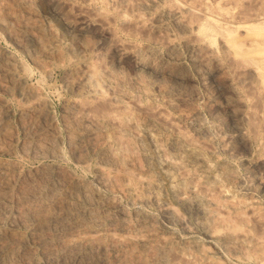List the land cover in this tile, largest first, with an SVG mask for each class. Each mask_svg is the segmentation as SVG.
I'll list each match as a JSON object with an SVG mask.
<instances>
[{
	"label": "bare ground",
	"instance_id": "bare-ground-1",
	"mask_svg": "<svg viewBox=\"0 0 264 264\" xmlns=\"http://www.w3.org/2000/svg\"><path fill=\"white\" fill-rule=\"evenodd\" d=\"M15 1L18 2V0H15ZM29 1H31V0H29ZM11 2H12V0H11ZM19 2H20V0H19ZM24 2H27V1H24ZM32 2H35V1H31L30 3H32ZM39 2L42 5V7H46L48 9H50V11L51 10L54 11L57 14V16L59 15L58 18H60L63 21V23L65 25L64 29L68 31L67 34L70 36L68 38L71 40L69 45L67 43V45H68V46H66L67 48L64 46L66 48V53H63L62 52L63 49L60 50V48H58L57 45L55 44V41H54L55 46L53 45V43H50L51 45H49L47 40L51 37L48 36L49 38L46 40L48 45H49L48 47L45 44L46 42H44L45 38H43L44 41L42 40V42L45 45L43 43L42 44L44 45V47L45 46L46 47L41 49L42 53H44L47 58L49 56L56 57L55 60L59 63L60 62L64 63L66 61L68 62L69 60H72L73 58H77V59L82 58L84 60L85 59L91 60V61L89 60L90 61L89 64H85V62H84V67H82V68H81V66H78V64H77L78 68L80 67L81 69L79 68L75 72V76L73 75L74 76L73 79H72L73 76H71L69 74L71 76L72 80L68 79L69 75L66 72V74L68 76V78H67L68 81H67V83H66V81H63L66 83L65 86L68 85L71 89L76 91L75 95L77 96V99L73 98L74 101H71V102H73L72 104L68 103L69 104V106H68L69 107V111H68L69 114L64 113L66 110L63 112L64 115L66 114L69 117L68 120H66L68 124H66V125L63 124V125L67 126V128H68V131H67L68 135L67 134L66 135L68 136V139H70L71 144H72V150L70 151L72 153H70L68 151L67 152L70 153V155L73 154V157H75V159L77 161L75 163H78V164L80 163L83 167H86V166L88 167L89 166V163H88L89 157H87L88 153L86 152V150L88 148H89V150L90 149L94 150L96 148L102 150V155L98 154L99 155L98 159L101 158L99 160L100 163L98 164V162H97L98 165L97 166L94 165L95 171L97 174L95 176H97V177H96L95 182H93V183L87 182L85 180V178L79 177L78 174H77L78 177L77 176L75 177L74 173H72V175H74V176H72L69 173H67L66 171L64 172V171H61L59 169L54 170L55 166H58V165L50 167L44 163L47 167L42 168L44 166H42L41 163L39 162L41 167H39L38 170L35 169L36 171H34V173H36V174L39 173L37 175L38 177L40 175L41 177L44 176V178H45V176L47 174L54 172V171H57L58 175H56L54 173L56 175L55 177H57V179L54 178L55 180H57V183H56V181H54V183H56V184L53 183L54 185H52V186H51L52 183L51 184L49 183L51 187H47L48 186L47 185L46 186L47 189L45 191H43V187H45L47 180L50 179V177H49L50 175H47L48 179H46L45 183L42 182L43 180L39 179L40 181L36 180V182L35 181H32L33 183L30 182L31 185L29 182H27V183H29L30 186L29 185H28V187L23 186L21 191L20 190L18 191L15 189V191L19 192V197H18V199L16 198V202H17V200H18V202L16 203L17 205H15V207L17 206L15 211L12 209H11V211L15 212V215L19 219V224L21 221L25 224L27 223L26 224L27 226H28V223L30 224V226H34L31 229V231L34 230L35 234L33 232L31 234L35 235L36 238H34V239H36L38 245L40 243L44 246V251H43L44 253L40 250L43 253L42 258H45V260L50 261L49 262L50 264H53V261H56V254L57 253L54 252L56 250L52 249L53 246L51 247V244L53 243L54 240L57 241L58 244L60 245V248L58 245V250L60 251V253L58 255H59V257L64 258V260L67 259L68 257L69 258L71 257L70 259L73 260V258H76V256L79 254V251L84 252L82 254H86V255L88 254V256L92 257V259H94L93 257H95L96 260L95 261L93 260L92 262H94V263L96 262L98 264H182V263L183 264H191L193 261H196V259L199 260V258H201V257L198 258L196 254H195L196 256L193 255L194 253L192 254V252H190V251L189 252L191 254H189V252H188L189 247L185 248L187 246H183L184 247L183 251L188 252V256L192 255L193 257L194 256L197 257L196 259L193 258L194 259L193 261L188 262L187 258H190L191 256L188 257L186 254V256H187L186 257L185 254H183L185 256L183 258V256H181L182 253L178 254L176 251L175 246H177L178 244L177 245H175V244L177 242L179 243V241H180L178 239L179 237L177 238V236H175L176 234L178 235V233L175 232L176 233V234L174 233L175 235L172 234L171 232H170L171 234L170 233L169 234L164 233V234H167L165 236L163 233L161 235L159 233V229H158L159 226L165 225L163 222L173 221L175 223V221H176L177 223L178 222L181 223V221L184 219L186 221V217L184 218V216L182 215L184 219L181 218L182 216L180 213H182L183 211H181V212L178 211V207H177L178 205L177 204H176L177 206H175V207H173L174 206L173 202H172V206H169L170 205L169 203H168V205H164L165 203L168 202V200L167 201L165 200L164 204L161 203V200H162L161 195H163L164 193L163 194L160 193V191H162V190H160L159 187L163 184L162 182H164V181H161V178H160L159 181H161V184H159V182L156 178H159L160 174L157 175V174L148 173L150 171H145V168L143 166L144 162H142L144 160L141 159L140 152L138 153V151L136 150V148H137L136 144L145 138L149 142V144L152 146V148H154V150L159 153V154L157 153L158 155L157 156L155 155V156L158 157L160 155L158 164L161 166L160 168L163 169V171H164V172L161 171V173H165L166 178H167V176L169 177L168 180L170 179L169 182L171 181L170 187H171V190L175 194L177 203L182 205L183 208H185V210L187 209V210H190L191 212L194 211L193 213H196V214H193V215L198 214V217H200V218H198V220H196V221H198L196 224H198V226H200V228L204 229L203 233L204 232H206V233L211 232L212 236L208 233V235L212 237L211 239H213L219 246L222 247V251L224 248L225 251L232 253V256L234 255V258L235 257L237 258V256H235V255H238L239 257L241 256V258L243 257V258H246L247 260L251 259V258L256 259V260H258V264H264V249L262 248L261 245H259L258 242L256 243V239H258L257 241L260 242V240L262 238L259 239V236L262 233H264L263 232L264 229L262 228L263 230L261 232L260 231L261 228L258 227L259 224H260V227H262V225L264 223V221L262 219H264V218H262V216L260 215V212L258 214V211L256 210L257 208H255L253 206L254 204H252L251 205L252 208L250 210H248V214L247 213L246 214L248 215V217L253 219V222H255V221L258 222V224H257L258 226L256 225V227H258V229H259L258 230V232L260 233V234L258 233L259 236H254V237H253V235L251 236V233H253V231L252 232L250 231L251 233L241 231L242 233L238 232V234L234 231L235 224H237V222H239L238 224H240L241 222L242 223L240 224L241 226L239 225L240 227L237 226L238 225L237 224L236 228H238V229L242 228V230H244L243 226H246V228H248L247 225L242 226L243 223L244 224L248 223L247 221L249 218L247 217V215L243 214L244 211H242V213H241L240 208L244 204V202L248 203L249 200L252 202L253 201L251 199L252 197L249 200L247 199L248 201H246L244 199V202H241L240 199L236 200L237 196L234 195V192H235L234 187L237 186L238 183H240V182L242 183L245 180L241 179L240 177L238 178L237 175L233 171L235 169L230 168L231 166L228 167V165L227 166L224 165L225 163L223 162V159L221 160L223 162V164H222V162L220 161V157H218L219 154L217 155L216 151L214 149H212L214 146H212V148H211L210 143L207 142L208 139L205 135L206 134L208 135V132L209 133L211 132L210 130L208 131V129H211L210 126H209V128L208 127L206 128L204 126L207 131H204V129L198 130V128H200V126H198V124L200 125L202 117L200 115L201 114L200 111H198L196 109L197 106L195 108V106L193 105L194 102L193 103H192V101L186 102V98H184V97L181 98L183 100V102L180 100V98H179V100H177V96L174 99V97L172 95V91H173L174 87L176 86L174 84L175 83L179 84L183 80L188 79V78L184 79L185 77L182 78L180 76L181 73L179 71H177L178 68L182 69V66L184 65L182 63H184V62L181 63L182 66L180 65L176 69H174L175 66H174V68L172 67V69L169 68L170 65L173 66L172 64H169V67L167 66V68H165V67H163L164 65H162V58H161L162 54H164V53H167V55L172 57V59H173V57L174 58L179 57L175 51L176 46H177L175 44L176 41L173 42V40L171 39L172 37H174L175 33L178 34L176 28H175L176 32H174V34L171 31L172 35H173L172 37H170L171 34H169L168 32L167 33L169 35L167 33L165 34L163 32L165 29H167L165 27H168V26H164V25H166V23H168V22H166V23H164V22L168 21V20H165L163 22V20L165 18H167V19L172 21V23L174 24V27L175 26L177 27L179 34L181 35L180 37L179 36H177V37L179 39L182 38L185 42L183 44L187 45L189 47V49L192 50V53L194 52L193 56H195V57L192 58L193 61H191V62H194L193 64L195 65L193 67V69L196 67L197 70H199V71L201 70V72H200L201 75H202V71L204 73L206 72L207 76L209 78L211 77L210 80L212 83L217 82L216 80H218V78H220V80H221V81H218V83L216 85L217 87L215 86L216 90H218L217 95H216V92L215 93L213 92L215 95L212 93L214 96H213V98H211L212 96L210 97V95L208 94L210 97L209 103H211V104L209 105L207 100L205 102L203 101V103L207 102L209 107H210L209 113L211 114L210 116H212V118L210 120L216 122V124L218 123L216 129H217L218 135L220 133L221 137H219V139H220L221 145L223 146L222 147L220 145L221 148H219V150L222 149L224 152L227 151V153L232 152L234 154L232 157H234V158H235V156H239L241 158V160H240V158H239V160L242 161V163L241 162L240 163L242 165L244 164L243 166L248 168L251 175L253 176L250 181L248 180L250 183L253 182V186L249 187V188L250 189L251 188L253 189V187L258 188L259 190H262L263 192H261V191L260 192L264 194V110H263V107H264V0H160L157 2H156V0H38L37 1L38 7L41 6V5H39ZM75 2H79V3L81 2L80 5H83V7L81 8V6L76 5ZM1 3L2 2H0V5L3 7V5H2L3 3L2 4ZM6 3H8L7 0H6ZM10 4H12V3H10ZM10 4H8V5H10ZM22 4H24V3H22ZM27 4H28V6L30 5L28 2L26 3V5ZM74 4L76 5V7H74ZM15 5H14V7H15ZM28 6H24V8L28 7ZM5 7L6 6H4V8ZM15 9H17V7ZM15 9L13 8L12 10H15ZM35 9H36V7H35ZM21 10H23V9H21ZM25 10H27V8H25ZM0 11H2V10H0ZM7 11H5V12H7ZM9 11L8 12L11 15V10H9ZM18 11L20 12V10H18ZM45 11H47L46 13H48V10H45ZM5 12H3V14ZM15 12H16V10H15ZM15 12H12V13H15ZM41 12H42V10H41ZM43 12H44V10H43ZM27 13L29 14V12H27ZM32 13H35V12L33 11ZM32 13H30V14H32ZM0 14H1V12H0ZM17 14H18V12H17ZM30 14H29V16L28 15H24V16L30 17ZM35 14H33V15L35 16ZM39 14H41V13H39ZM49 14H50V12H49ZM5 15H2V16L5 17ZM16 15H15V17H16ZM2 16L0 17V18H2V20L0 19V24L4 28H6L7 31L10 33V34L7 33V36L10 37V38L8 37L10 40V39L14 38L10 35H13V36L15 35L13 33L14 32L13 29L15 28L16 24L13 25L14 28L12 29V27L8 26V24H7V21L10 20L11 18L4 21L5 19H3L4 17H2ZM6 16H8V15H6ZM24 16L22 17V19L24 18ZM51 16H52V14H51ZM15 17H13V18H15ZM5 18L7 19L8 17H5ZM37 19H39V17ZM51 19H53V16ZM14 20L16 22V19H13L12 21H14ZM29 20L27 22L24 21V24H23L27 30L28 29L30 30L29 27H33L35 24L34 25H32V24L36 23V22H31L32 23L31 24L29 22ZM56 20H58L56 22H59V19H56ZM12 21H10V22H12ZM19 21H20V23L23 22V20H20V19H19ZM32 21H36V20L33 19ZM54 21L55 20H53V22ZM15 22H13V23H15ZM41 22H42V19H41ZM169 23H168V25H169ZM46 24H47V22L44 25H46ZM173 24H172V27H173ZM10 25H12V24L10 23ZM17 25H19L18 22H17ZM39 25H42V24H39ZM55 25H56V23H55ZM46 26L48 27V26H50V24L49 25L47 24ZM117 26L121 29V30L118 29V30H120V34L122 33L121 31H123V34L125 32L126 35L129 34V35H132L133 37L134 36H140V37H138V38H140V40H141V38H143L144 40L149 39V40H151L150 41L151 44H149L147 46L144 45L145 47H138L140 44H138L137 47L135 45L134 46L133 45H127V43H124L125 41L123 42L122 40H119V38L117 37V35H116V27ZM18 27H20V25ZM40 27H42V26H40ZM174 27H173V29H174ZM34 28L36 30V26ZM171 28L169 27L168 30H171ZM23 29H21V30H23ZM162 29H163V31H162ZM37 30H36V33H38ZM46 30L48 31V29H46ZM62 30H63V28H62ZM5 31L6 30L4 29V32ZM30 31L34 32V30H30ZM41 31H45V30L41 29ZM47 31H46V33L48 34ZM59 31L61 33L60 29L58 30V32ZM160 31H162L164 35L161 34ZM20 32L21 31L19 30V33ZM49 32H51V31L49 30ZM58 32H56V29H55V32H54L55 35H56V33L59 35ZM16 33H17V31H16ZM43 34H45V32ZM49 34L51 35V33H49ZM64 34H63V36H64ZM30 35L31 34H28V36H30ZM32 35H33V33H32ZM37 35L34 34V36H37ZM52 35H54V34H52ZM55 35H54V37H55ZM20 37H21V35L19 37H17L18 40ZM42 37H44V36H42ZM17 38L15 37V39H17ZM34 38L35 37H33V39ZM39 38L37 37L38 40H39ZM68 38H67V40H68ZM15 39H13V40H15ZM35 39H34V43L36 42ZM135 39H136V37H135ZM24 40H27V39H24ZM15 42L16 41H14L13 43H15ZM22 42L23 41L21 40V43ZM50 42H53V41L50 40ZM59 42H60V40L58 41V43ZM126 42H129V40ZM131 42L133 44L135 43L134 40ZM217 42H218V47H216ZM62 43L63 42H61V45L63 46ZM132 43H130V44H132ZM17 44H19V43H17ZM23 44H22V47L18 46V45L17 46L21 47L20 49H22ZM40 44H38V45H40ZM156 44H158V45L162 44L166 51L164 53L161 51L162 54L158 55L157 52L159 51V49L156 47V46H158ZM43 45H41V46H43ZM12 46H13V44H12ZM27 47H25V48H27ZM36 47H40V46L36 45ZM30 48L32 49L31 46H30ZM186 48L187 47H185V49ZM28 49H29V47H28ZM157 49H158V51H155ZM160 49H162V48H160ZM33 50L34 49H32L31 52H33ZM6 52H8V51H6ZM34 52H35V50H34ZM189 52H191V51L189 50ZM10 53H12V52H10ZM39 55H42V54L39 53ZM187 55H185V56H187ZM29 57H30V55H29ZM33 57H34V55H33ZM43 57H44V55H43ZM14 58H15V56H14ZM50 58L51 57H49V59ZM11 59H13V58H11ZM1 60H2V58H1ZM8 60H10V59H8ZM15 60H17V59H15ZM88 60H87V62H88ZM172 61H174V60H172ZM4 62H5V60H4ZM178 62H177V64H178ZM3 63L1 62L0 64H3ZM8 63H9V61H8ZM31 63H33V62H31ZM35 63H37L36 60H35ZM41 63L43 65V63H45V62L42 60ZM49 63H51V61ZM59 63H58V66H59ZM163 63H164V60H163ZM12 64L14 65V63H12ZM39 64H40V60L37 64L38 67H39ZM45 64H44L43 68H45ZM54 64L56 65V62H54ZM72 64L75 65L76 62L75 63L73 62ZM124 64H127L130 67V69H131L130 74L132 73L131 75L127 74L126 72H123L124 71L123 70ZM16 65H17V63H16ZM81 65H83V64H81ZM46 66H49V65L46 64ZM176 66H178V65H176ZM51 67H53V66H51ZM56 67H57V65H56ZM62 67H65L64 64ZM69 67H70V64H69ZM5 68H3V69H5ZM19 68H20V66H19ZM183 68H185V67H183ZM196 68H195V71H196ZM20 69H22V67ZM46 69H47V67H46ZM74 69H77V68H74ZM187 69L189 70L190 68H187ZM187 69L184 71H187ZM71 70H73V68H71ZM175 70H176V72H174ZM14 71H16V70L14 69ZM14 71H12V72L10 71V73L6 72V73H8L7 74L8 76L10 74V78L12 79L13 86L11 89L16 90L20 96H22V95L25 96L24 100H22L23 101L22 103L25 105L24 106L25 109L28 108L27 110L36 111V107H38V105H40L42 103V101L40 100L41 97H39V93L37 94V92H40V89L38 88V91H36L37 90V87H36L35 91L32 89L26 90L27 87L25 88L24 81H22V79H21L22 76L19 77V75L14 74L15 73ZM69 71H68V73H69ZM189 71H188V73H189ZM21 72H23V71H21ZM21 72H19V73H21ZM177 72H179L180 75H177ZM2 73H3V71H2ZM62 73H63V71H62ZM63 74H65V73H63ZM66 74H65V76H66ZM186 74L184 73V75H186ZM7 75H5V76H7ZM23 75H24V73H23ZM204 75H206V74H204ZM182 76H183V74H182ZM2 77H4V76H2ZM190 78H192V77H189V80H190ZM200 79H202V78H200ZM64 80H65V78H64ZM204 80H205V78H204ZM184 82H183V84H180V86H182V85L184 86ZM204 82H206V80L203 81V84H206ZM120 83H123L124 86L125 85L128 86L129 84H132L131 86H134L135 88L138 89L135 91L137 92L140 90L141 94H143L144 97L141 98L140 96L137 95L140 98H137V97L135 98V97L131 96V93H129L130 92L129 89H128V91H125L127 89H125L124 87H119ZM185 83L189 84L190 81H189V83L187 81ZM178 84H177V87H178ZM3 85H5V81H4ZM189 85L191 87L192 84H189ZM189 85H186V86L189 87ZM214 85L215 84L213 83L212 87ZM1 86L2 85H0V87ZM183 86H182V88H183ZM61 87H62V85H61ZM210 87H211V85H210ZM129 88H130V86H129ZM180 88L181 87H179L178 90H180ZM207 88H209V86H207ZM123 89H125V90H123ZM185 89L190 90V88H185ZM182 90H180V91H182ZM191 90L193 92L195 91L193 88H191ZM3 91H6V90H4V88H3L2 92ZM131 91H134L133 88ZM175 91L179 92V91H177V89ZM206 91H207V89H206ZM206 91H204L205 94H206ZM17 92L16 93L12 92L15 94L16 98L18 97ZM72 92H74V91H72ZM176 92H174V93H176ZM208 92H209V90H208ZM25 93L28 96L25 95ZM132 93H134V92H132ZM185 93H188V92L186 91ZM195 93H198V92H195ZM0 94H2V93H0ZM181 95H183V94H181ZM187 95H186V97H187ZM190 95L194 97V95H192V94H190ZM190 95H189V97H190ZM184 96H185V94H184ZM195 97H196V95H195ZM195 97H194V99H195ZM197 97H198V94H197ZM156 98H157V100H158V98H160V100H161L160 103L162 102L161 103L162 105H160V103L157 104ZM66 99H68V98H66ZM196 99L194 101H196ZM177 101H179L180 103H178ZM201 101H202V99H201ZM5 102H7V101H5ZM19 102H17V103H19ZM44 103H42L43 104L42 106L45 105ZM64 103H67V102H64ZM181 103H183V105ZM165 104L170 108V110H174L175 113L172 112L173 114H171L170 112H168V109L165 107ZM202 106H204V105L202 104ZM20 107H21V105H20ZM205 107L207 108L208 106H205ZM4 108L5 107H3V109ZM6 108H8V107H6ZM63 108H64V106H63ZM45 109H47V108H45ZM5 110H8V109H5ZM40 110L42 112V109H40ZM36 112H38V111H36ZM0 113H1V110H0ZM3 113H4V111H3ZM6 113L9 114V112H5V114ZM24 113H27V112H24ZM45 113L47 115V112H44V114ZM34 115L35 114H33V116ZM39 115H40V113H39ZM21 116H22V114H21ZM24 116H22V117L24 118ZM30 116H32V113H30ZM22 117H20V118H22ZM39 117L40 116H38V118ZM38 118L36 117L37 121L40 120V119L38 120ZM50 118H52V117H50ZM60 118L62 119V116ZM184 119L189 120L190 123L195 122L197 127L194 126L195 128L194 127L192 128L190 126V125H192V123L190 125H184L186 122L184 124H180V125H182V126L184 125V127L189 126L190 129L181 127L178 124V122H181ZM21 120H19V121H21ZM24 120L27 121V119H23V121ZM33 120L35 121V118ZM53 120H51V123ZM64 120H65V118H63V121ZM205 121L202 122V124L205 123ZM2 122H1V125H2ZM9 123H10V121H9ZM21 123H24V122H20L19 124H21ZM47 123L45 122L46 125H47ZM32 124H34V123H32ZM39 124L41 125V123H38L36 125H39ZM26 125L29 127L28 129H30L32 127V126H30V124L28 125L26 123ZM8 126H10V125H8ZM21 126L23 127V124L20 125V127ZM27 126H26V128H27ZM54 126H56L55 123H54ZM36 128L37 127H35V129H34V126H33V129L35 131L37 130ZM41 128L42 127H40L38 129V133L36 132L37 138L34 136L36 138V140L33 138H29V140L32 139V140L36 141V143H34L35 147H33V145H32V148H34L36 150L37 155L41 154V155H38L37 157L39 158V156H40L43 158L44 155L42 156V153L44 154L45 152H49L52 157L58 156L57 154H58L59 149H57L58 147L56 148V146H55V144H56L55 139L56 138L54 139L53 136L51 137V135L46 134L48 132V130H46L47 132H45L44 129H43V131L40 130ZM46 128H47V126H46ZM56 128H58V132H60L59 127L57 126ZM10 129H11V127H10ZM28 129H26V130H28ZM2 131H4V130H2ZM8 131H10V130H8ZM202 131H204L206 134L204 135V132H202ZM58 132H56V133H58ZM7 133H10V132H7ZM14 133H12L11 135H16V132H14ZM24 133L25 134L30 133V131L29 132H27V131L23 132L22 134H24ZM56 133H54L55 136L57 135ZM129 134H130V136H129ZM5 135H7V134H5ZM33 135H35V134L33 133ZM23 136H25V135H22V137ZM27 136L25 139H27ZM67 136H66V138H67ZM204 136H205V138H204ZM211 136H212L211 134H210V137L208 135V138H211ZM60 138H58V139H60ZM10 139L12 140L13 138H10ZM17 139L18 138H15L14 140L18 141ZM82 140H83V142H82ZM5 141H6V139H5ZM143 141L146 142L145 140H143ZM3 142L4 141H1V143H3ZM32 142L33 141H31V143ZM85 142H86V145L84 144ZM212 142H211V144H212ZM1 143H0V145H1ZM141 143L142 142H140V144ZM255 143H257V144H255ZM25 144H22V145H24L23 147H25ZM3 145H5V143ZM3 145H1V147ZM7 145L8 144H6V146ZM14 145H15V142H14ZM29 145H30V143H29ZM66 145H67V141H66ZM142 145H143V143H142ZM253 145L255 146L254 147L255 149L253 148ZM26 146H28V145H26ZM61 146L62 145H59V147H61ZM23 147H20V149ZM68 147H69V149H67V150H70L71 146H68ZM144 147L146 148V145ZM144 147H143V149H144ZM8 148H9V146L7 147V149ZM61 148H60V150H61ZM140 148H142V147H140ZM148 148L149 147H147V149ZM1 149H3V148H1ZM24 149L27 150L26 152H29V150L27 148H23L22 152ZM34 149H32V150H34ZM149 149H148V151H150ZM10 150H11V148L9 149V151ZM91 151H89V152H91ZM253 151L255 152L254 154L252 153ZM1 152H2V150H1ZM26 152H24V153H26ZM97 152H98V150H97ZM19 153H20V151H19ZM68 153H67V155H68ZM91 153L93 154V152H91ZM251 153L253 154V156ZM13 154L15 155L16 153L13 152ZM22 155H24V154H22ZM61 155H62V153H61ZM33 156L34 155H32V157ZM35 156L33 158H36ZM47 156H49V155H47ZM144 156L145 155H143V158H144ZM250 156H252V157H250ZM21 157L22 156H20V159H21ZM52 157H50V158H52ZM17 158H18V156H17ZM44 158H46V157L44 156ZM62 158H61V161H62ZM66 158H67V156H66ZM69 158H70V156H69ZM56 160H55V162H56ZM146 160H145V162L147 163ZM47 161H49V160H47ZM53 161L51 163H53ZM149 161L151 162L152 160L149 159ZM6 162H8V161H6ZM2 163L3 164L0 163V165L3 166L4 161ZM10 163H11V161H10ZM58 163H59V161H58ZM87 163H88V165H87ZM12 164L10 165L11 167H13V166L17 167L16 162L14 163V164H16V166L15 165L12 166ZM227 164H229V162ZM19 165H20V163H19ZM61 165L62 164L60 163V167H66V166H61ZM145 165H148V164H145ZM155 165H157V164H155ZM159 165H157V166L159 167ZM229 165H231V164H229ZM4 166L6 167V165H4ZM20 167L22 168L23 166H20ZM156 167L155 168L153 167V169L155 170ZM29 168H31V167H29ZM66 168H68V167H66ZM135 168L137 170L136 173L134 172ZM150 168H152L151 165H150ZM3 169H5V168H3ZM92 169H93V167H92ZM5 170H8V169H5ZM10 170H12V169H10ZM27 170H29V169H27ZM67 170H69V169H67ZM88 170L89 169H87L85 171H88ZM147 170H150V169H147ZM72 171L73 170H71V172ZM155 171H158V170H155ZM155 171H151V172L154 173ZM26 172H28V171H26ZM235 172H237V171H235ZM0 173H1V170H0ZM16 173H18V172H16ZM23 173H21L20 175H22ZM30 173H28V174H30ZM83 174H85V172ZM8 175H9V173H8ZM26 175H27V173H26ZM153 175L154 176L157 175V177H154ZM3 176L1 178H3ZM13 176L14 175L12 173V178H13ZM23 176H22V178H23ZM95 176H94V179H95ZM10 177H9V179H10ZM15 177L16 178H14L13 180H17L18 174ZM33 177L34 176H32V179H33ZM38 177H37V179H38ZM247 177H245V178H247ZM29 178L30 177L28 176V180H30ZM35 179L36 178H34L33 180H35ZM249 179H250V177H249ZM5 180H7V178H4V180H3L4 183H5ZM13 180L11 179V181L14 184H16L15 183L16 181L14 182ZM90 180L91 179H89V181ZM18 181H20V180H17V183H18ZM22 181H23V179H22ZM22 181H20V182L22 183ZM0 182L3 183L1 180H0ZM6 182H8V180ZM24 182H23V184H25ZM48 182H49V180H48ZM43 183L45 185H43ZM165 184L166 183H164V186H165ZM4 185L5 184H3L2 187ZM167 185H169V183ZM164 186H163V188H164ZM239 186L240 185H238L237 187H239ZM2 187H0V188H2ZM5 187L8 188L10 186H4V188ZM170 187H169V189H170ZM237 187H235V188H237ZM17 188H18V186H17ZM102 188L108 189L109 191H111V193L113 192V195L116 196L117 198L111 197L108 199V197H105L107 199L104 200V198L102 197L103 193H102V195L100 193L101 192L100 190ZM161 188H162V186H161ZM237 189H239V188H237ZM248 189H245V190H248ZM10 190H12L11 187H10ZM15 191H14V193H17ZM249 191H247L246 193H248ZM0 192H2V191H0ZM10 192H9V194H10ZM255 192H256V190H255ZM5 193H6V191H5ZM14 193H13V196L17 197L18 195L16 196ZM166 193H168V192H166ZM243 194H244V192H243ZM3 195H4V193H3ZM3 195H0V196H3ZM5 195H7L9 197L8 194H5ZM113 195H111V196H113ZM253 195H255V194H253ZM171 196H172V194H171ZM8 197H7V199H9ZM118 197L119 198L123 197V198L128 199L125 201L130 202V203L127 202V203H129L127 205L131 204V206L133 207V210L136 206H138V204L147 205L146 203H149V204L151 203V204L158 205V206H160L161 213L163 215V217H162V215H161V217L164 218L166 221L162 222L163 225H161V224L158 225L157 221H155L157 219V217L154 220L153 218L146 216L147 214L145 215L143 212H141L140 209H139L140 211L137 210L136 209L137 207L135 208L134 213H132V217H133L132 219L133 220H131L128 217L129 208L127 210L128 213H126V211L123 210L125 208L124 206H123L124 207L123 209L121 207L119 208L120 202L118 203V201H117ZM234 197H235V199H234ZM242 197L246 198L245 195ZM11 199H13V198H10V201L12 203ZM120 201H121V199H120ZM4 202H2V203H4ZM14 202L15 201H13V204H14ZM257 202H258V200L254 203L256 204ZM123 203H125V202H123ZM4 204H6V203H4ZM239 204H241V206ZM249 204H247V205H249ZM0 205L2 207V204H0ZM100 205H105L107 208L116 207L117 209L116 208L115 209L117 211L119 208L118 212L115 209L113 210L111 208L113 211L117 212V214H118V215L116 214L117 217L116 218L110 217L109 213L105 211L106 208L103 211H102V209H101V211L98 210V209H100V208H98ZM150 205H148V206H150ZM238 205H239V211L240 212H238V213L236 212V214H235V211L231 210L232 214H233V212L235 214V215L233 214L235 217H234V219H232L231 217L233 215L232 216L230 215L231 214L230 209L236 208V207H238ZM7 206H6V210L7 209L9 210L11 207L7 208ZM3 208H5V205L3 206ZM3 208H1V210ZM102 208H104V207H102ZM144 208H146V207H144ZM155 208H158V207H155ZM181 208L182 207H180V209ZM259 208L262 209V207H259ZM126 209H127V207H126ZM9 211H6V212L8 213ZM108 211H109V209H108ZM142 211H143V209H142ZM148 211L150 212L153 210L151 209ZM157 212H159V210ZM111 213L113 214V212H111ZM186 213H188V215L190 216V212L186 211ZM1 214H2V212H1ZM133 214H134V216H133ZM159 214H157V215L159 216ZM116 215H114V216H116ZM148 215H149V213H148ZM11 216H12V214H11ZM13 216H12V218H14ZM129 216H131V215L129 214ZM150 216H151V214H150ZM152 217H154V216L152 215ZM161 217H159V218H161ZM6 218L10 219V215L7 216ZM6 218H4V219H6ZM192 218H194V217H192ZM18 219H16V217H15V220H18ZM110 219L113 220L112 222L110 221L111 222V223H109L110 226L105 227L106 221L110 220ZM2 220L3 219H1V221ZM185 221H182V222H185ZM249 221H252V220L249 219ZM189 222H187V223H189ZM194 222H195V220L193 219V223ZM253 222L252 223L249 222L248 225L249 224L252 225ZM256 222L254 224H256ZM9 224H11V223H9ZM181 224H183V223H181ZM13 225H16L15 221H14ZM183 225H182V227H183ZM220 225L222 226V230L226 226L229 227V228H226V230H228V232L225 231L226 233H223V234L221 232H220L221 234H219V232H215L216 231L215 229ZM22 226H25V225L23 224ZM169 226H166V228ZM178 226H180V225H178ZM188 226H189V224H188ZM256 227L253 225V229L255 228L254 232L257 229ZM2 228H4V227H2ZM2 228H0V229H2ZM163 229H164V227H163ZM174 229H176V228H174ZM185 229H182V231ZM218 229H220L219 231H221V228H217V230ZM230 229H231V232H229ZM238 229H236V231H238ZM8 230H9V228H8ZM23 230H24V227H23ZM167 231L169 232V230H167ZM170 231H173V230H170ZM174 231H177V230H174ZM186 231L190 233V231H188V230H185V233H186ZM13 233H15V232H13ZM19 233L20 232H18V234ZM180 233H182V232H180ZM255 233L256 234H254V233L253 234L257 235V231ZM4 234H5V232H4ZM11 234H12V232H11ZM16 234H17V232H16ZM29 235H30V231H29ZM32 235H30V236H32ZM34 235L32 237H34ZM4 236L5 235H3V237L1 236V238H4ZM7 236H8L7 238H9V235H7ZM21 236L24 237L25 234H24V236L20 235V237ZM262 236H264V234ZM18 237H19V235H18ZM256 237H258V238H256ZM27 238H30V237H27ZM186 240L187 239L182 240V241H185V243H187ZM189 240H187V241H189ZM9 241L11 242V244H9V245H8V241H7V243L2 241L4 243V245L7 244L4 247H2L3 244H0V257L2 259L0 264H17V262L15 261L16 256H19V259H20V256H22V259H24L25 255H21V254H25L26 249L24 248V246H21L22 244L20 245V244H18L19 242L17 243V241H22V238H16L13 235L12 237L9 238ZM196 241L197 240H194V242H196ZM25 242H27V241L25 240ZM190 242H191V240L188 243H190ZM194 242L192 244H194ZM21 243H23V242H21ZM31 243H35V240H34V242L32 240ZM197 243L200 244L198 241H197ZM197 243H195V245ZM261 243H264V241ZM54 244H56V243H53L52 245H54ZM204 244H206V243H204ZM204 244L202 243L203 247H205ZM214 244H213V246H215ZM181 245H183V244H181ZM188 245H191V243ZM195 245H194V247H196ZM200 245H198L199 249L197 248V250L199 251L201 256L203 255L206 257L207 254L209 255V252L207 251L208 249H205L203 247L200 248L201 247ZM40 246L41 245H39V247ZM54 246H56V245H54ZM32 247H33V245H32ZM178 247H179V245H178ZM178 247H177V250H179ZM181 247H180V249H181ZM215 247H217V246H215ZM211 248H212V246H211ZM34 249L36 250L37 248L34 247ZM41 249H43V248H41ZM216 249H218V247ZM190 250L192 251V249H190ZM32 251H34V250L32 249ZM180 251H178V252H180ZM81 252H80V254H81ZM193 252H194V250H193ZM214 252L217 253V251H214ZM214 252H213V254H214ZM2 253H4V254H2ZM29 253H31V251ZM33 253H35V252H33ZM218 253H219V251H218ZM16 254H18V255H16ZM40 254H38V256H37L38 261L40 260L39 259ZM30 255H32V253ZM30 255H28V256H30ZM72 256H74V257L72 258ZM88 256H85L86 260H89V259H87ZM218 256H219V254H218ZM226 256H227V254H226ZM211 257L212 256L210 255L209 258H211ZM214 257L216 258L217 255H215ZM25 258H26V260L24 259L25 263H23V264H38L35 261L36 259L33 260L32 257H29V258L25 257ZM40 258H41V256H40ZM42 258H41V260H42ZM69 258H68V260H70ZM82 258L84 259V257H82ZM202 258H204V257H202ZM212 258L210 260L211 263L208 262L209 261L208 259H207L208 261L206 259H204V264H207V263H209V264H221V262H219L221 260L216 261ZM220 258H221V256H220ZM58 260H60V259H58ZM58 260L56 262L57 264H58ZM64 260L62 262H64ZM189 260H192V258H190ZM200 260L197 262H200ZM205 260L207 263H205ZM223 260H222V264H223ZM226 260L224 261V262H226V264L228 263L227 261H229V260L231 261V259H229L227 261ZM90 261H91V258H90L89 262ZM242 261L243 260L241 259V262ZM92 262H90V264ZM232 263H233V261H232ZM232 263L230 262V264H232ZM82 264H84L83 260H82ZM192 264H194V262ZM201 264H202V262H201ZM248 264H250V263H248ZM255 264H256V262H255Z\"/></svg>",
	"mask_w": 264,
	"mask_h": 264
},
{
	"label": "rangeland",
	"instance_id": "rangeland-1",
	"mask_svg": "<svg viewBox=\"0 0 264 264\" xmlns=\"http://www.w3.org/2000/svg\"><path fill=\"white\" fill-rule=\"evenodd\" d=\"M5 1V2H4ZM24 1H27L30 5V7L28 6V4L26 5V3L27 2H24ZM31 1H35V2H32V3H30ZM31 1H29V0H20V2H19V0H18V2L17 1H15V0H12V2H11V0H7V2L8 3H6V0H0V2H2L1 4L3 5V7L0 5V10H2V11H0L1 12V14H0V17L2 16V15H5L9 10H11V15L13 16V17H15V15L17 14V12H18V14L16 15V17L15 18H13L10 14H9V12L6 14V15H8V16H6L5 15V17H8L7 19L4 17V16H2V17H4L3 19H5L4 21H6V20H8L9 18H11L10 20H8L9 22L10 21H12L13 19H16V22H15V20L14 21H12V22H10L12 25H10V23L7 21V24H8V26H11L12 27V29L14 28V26L13 25H15V30L17 31V33H16V31L13 29V33L15 34L14 36L13 35H10V36H12V37H14V38H12V39H10L9 40V36H7V33H9L8 31H7V29L6 28H4L1 24H0V60H1V58H2V60L0 61V63L2 62H4V60H5V64L3 63V64H0V80L2 81H0L1 83H0V85H2L1 87H0V93H2V94H0V110H1V113H0V143H1V141H4L3 143H1V145H3L4 143H5V145H3L2 147H1V145H0V163L1 164H3L2 162L4 161V165H6V167L3 165H0V167L2 168H0V170H1V173H0V180L3 182V183H1L2 185L3 184H5L4 186H10L11 187V189L12 190H10V187H8V188H4V186L2 187V185L0 184V187H2V188H0V191H2V192H0V195H3V193H4V195L3 196H0V202L2 201V202H4V203H6V204H4V203H0V204H2V207H1V205H0V214H1V212H2V216L0 215V218L1 219H3L2 221L5 223H3L2 221H1V219H0V228H2V227H6L5 229L4 228H2V229H0L1 231H0V244H3V246L2 247H4L5 245H7V244H5L4 245V243L3 242H6L7 243V241H8V245L9 244H11V242L9 241V238L10 237H12L13 235L16 237V238H22V241H17V243L18 244H22L21 246H24V248L27 250H25V254H21V255H25L24 256V259L26 260V258L25 257H32L33 258V260H35L38 264H50L49 262L50 261H48V260H45V258H42L43 257V251H44V246L42 245V244H40L39 243V245H41L40 247H39V245L37 244V241H36V239H34V238H36L35 237V233H34V230L33 231H31V229L34 227V226H30V224L28 223V226L25 224V223H23V222H21L20 221V224H19V219H18V217L15 215V209H16V207H15V205H17L16 203L18 202V200H17V202H16V198L18 199V197H19V190L21 191V189L23 188V186L24 187H28V185H29V183L30 182H32V181H35L36 182V180L38 181L39 179L40 180H43L42 182H44L45 183V181H46V179H48V176L47 175H50L49 177H50V179H48L49 180V182H48V180H47V183H46V185L43 183V185H45V187H43V191H45L46 189H47V187H51L52 185H54V184H56L57 183V180H55V179H57V177H55L56 175H58V173H57V171H54V172H51V173H49V174H47L46 176H45V178H44V176L43 177H41L40 175H39V177L37 176L39 173H34V171H36L35 169H37L38 170V168L39 167H41V165L42 166H44V167H42V168H45V167H47V166H50V167H52V166H55V165H58V166H55V168H54V170H57V169H59V170H61V171H66L67 173H69L70 175H72V173H74L75 174V177L77 176L78 177V175H79V177H81V178H85V180L87 181V182H95V180H96V177L97 176H95V175H97L96 174V171H95V166H97L99 163H100V159H98V157H99V155H102V150L101 149H94V150H92V149H90L89 150V148L86 150V152L88 153L87 154V157H89V166L87 167H83L80 163L78 164V163H75V162H77L76 161V159H75V157H73V154L72 155H70V153H72V152H70L71 150H72V144H71V141H70V139H68V128H67V126H64V125H66V124H68L67 123V121L66 120H68V115H66V114H69V104H72L73 102H71V101H74L73 100V98L74 99H77V96L75 95L76 93V91L75 90H73V89H71L68 85H66L65 86V84L67 83V81H68V79H71V76H75V72L80 68H78V66H81V68L82 67H84V62H85V64H89L90 63V61L88 60V62H87V60L85 59H82V58H73L72 60H69L68 62L66 61V62H57L56 60H55V58L56 57H54V56H49V57H51L50 59H49V57L47 58L46 56H45V54L44 53H42V51H41V49H43V48H45L46 46L48 47L49 45H51L50 43H53V45L55 46V44L57 45V47L58 48H60V50L61 49H63L62 50V52L63 53H66V46H68L69 45V43H70V39L68 38V37H70L68 34H67V30H65L64 29V27H65V25H64V23H63V21L60 19V18H58L59 17V15L57 16V14L54 12V11H50V9H48V8H46V7H42V5L40 4V2H39V5H41V6H39L38 7V3H37V1L38 0H31ZM157 1H160V0H156V2ZM10 3H12V4H10ZM22 3H24V4H22ZM35 3V4H34ZM81 3V2H80ZM80 3L79 2H75V4L76 5H79V6H81V8L83 7V5H80ZM8 4H10V5H8ZM15 5V7H14V5ZM74 4V7H76V5ZM13 5V6H12ZM20 5V6H19ZM23 7H22V6ZM32 5V6H31ZM36 7V9H35V7ZM4 6H6L5 8H4ZM24 6H28V7H25V8H27V10H25V8H24ZM9 7V8H8ZM17 7V9H15ZM22 7V8H21ZM8 8V9H7ZM15 9L16 10V12H15V10H12V9ZM23 9V10H21V9ZM31 8V9H30ZM34 8V9H33ZM42 8V9H41ZM5 9V10H4ZM38 9V10H37ZM42 10V12H41V10ZM8 10V11H7ZM18 10H20V12L18 11ZM25 10V11H24ZM40 10V11H39ZM43 10H44V12H43ZM45 10H48V13H46L47 11H45ZM5 11H7V12H5ZM24 13H23V12ZM35 12V13H32V12ZM3 12H5L4 14H3ZM12 12H15V13H12ZM27 12H29V14L30 13H32V14H30V17H28L29 16V14L27 13ZM38 12V13H37ZM49 12H50V14H49ZM39 13H41V14H39ZM20 14V15H19ZM33 14H35V16L33 15ZM51 14H52V16H53V19H51L52 18V16H51ZM24 15H28L27 17L26 16H24ZM32 15V16H31ZM46 15V16H45ZM11 16V17H10ZM21 16V17H20ZM24 16V18L22 19V17ZM55 16V17H54ZM36 17V18H35ZM39 17V19H37ZM42 17V18H41ZM45 18V19H44ZM1 20H2V18H0ZM19 19L20 20H23V22L22 23H20V21H19ZM30 19V20H29ZM36 20V21H32V20ZM41 19H42V22H41ZM56 19H59V22H56V21H58V20H56ZM29 20V22L31 23V22H36V23H31L32 25H34L33 27H29L30 28V30H34V32L33 31H30L29 29L27 30L26 29V27H24V21H28ZM53 20H55L54 22H53ZM165 20H168V21H165ZM165 21V22H164ZM171 20H169V19H167V18H165L164 20H163V22L164 23H166V22H170ZM13 22H15V23H13ZM17 22H18V24L20 25V27H18L19 25H17ZM38 22V23H37ZM41 22V23H40ZM47 22V24L49 25L50 24V26L52 27H50V26H46V25H44L45 23ZM50 22V23H49ZM29 23V24H30ZM55 23H56V25H55ZM59 23V24H58ZM163 23V24H164ZM168 23H166V25H164V26H168V27H165V28H167V29H165L164 31H163V29H162V31L166 34L167 32L169 33V34H171V36L170 37H172L173 35H172V32H173V34H174V32H176L175 31V28H176V30H177V32H178V34H179V31H178V29H177V27L175 26L174 27V24L172 23V21L169 23V25H168ZM22 24V25H21ZM39 24H42V25H39ZM62 24V25H61ZM172 24H173V27H174V29H173V27H172ZM31 25V26H32ZM55 25V26H54ZM22 26V27H21ZM36 26V30H37V32L38 33H36V30H35V27ZM40 26H42V27H40ZM46 26V27H45ZM3 27V28H2ZM55 27V28H54ZM171 28V30H168V28ZM18 30H17V29ZM20 28V29H19ZM24 28V29H23ZM33 28V29H32ZM44 28V29H43ZM62 28H63V30H62ZM2 29V30H1ZM4 29L6 30L5 32H4ZM21 29H23V30H21ZM41 29L42 30H45V31H41ZM46 29H48V31L46 30ZM55 29H56V32H58V30L60 29L61 30V33H60V31L58 32L59 33V35L56 33V35L59 37H57L56 35H55ZM58 29V30H57ZM118 29H120L118 26L116 27V35H117V37L119 38V40H122L124 43H127V45H135L136 47L138 46V44H140L138 47H145V46H147V45H149V44H151V40H149V39H143V38H141V40H140V38H138V37H140V36H132V35H129V34H125V32H124V34L126 35H124L123 34V31H121L122 33V35L120 34V30H118ZM19 30L21 31L20 33H19ZM27 32H26V31ZM49 30L51 31V32H49ZM54 30V31H53ZM65 30V31H64ZM23 31V32H22ZM30 31V32H29ZM46 31L48 32V34L46 33ZM53 31V32H52ZM64 31V32H63ZM162 31H160L161 32V34H163V32ZM172 31V32H171ZM42 32V33H41ZM45 32V34H43ZM63 32V33H62ZM5 35H4V34ZM24 33V34H23ZM27 33V34H26ZM32 33H33V35H32ZM49 33H51V35L49 34ZM65 33V34H64ZM119 33V34H118ZM167 33V34H168ZM10 34V33H9ZM8 34V35H9ZM18 34V35H17ZM28 34H31L33 37H35L34 39L36 40V42L34 43V39H33V37L31 36H28ZM34 34L35 35H37V36H34ZM43 34V35H42ZM52 34H54L55 35V37H54V35H52ZM63 34H64V36H63ZM168 34V35H169ZM176 34V35H175ZM174 34V37H172L171 39L173 40V42L174 41H176V45L178 46H176V53H177V55L179 56V57H176V58H174L173 57V59H172V57H170V56H168L167 55V53H164L166 50L164 49V47H163V45L162 44H156V45H158V46H156L158 49H159V51H158V49L157 50H155V51H158L157 53H158V55H161L162 54V52L164 53V54H162V65H164L163 67H165V68H167V66L169 67V64H172L173 66H171L170 65V67L169 68H171L172 69V67L174 68V66H175V68L174 69H176L177 67H179L180 65H181V63L182 62H184V63H182V64H184L183 66H182V69L181 68H178V70L177 71H179L180 73H181V75H180V73L179 72H177V75H180L182 78H184V79H187V80H183L181 83H175L174 85H176L175 87H174V89H173V91H172V95H173V97H174V99L176 98V96H177V100H179V98H180V100L183 102V100L181 99V98H186V102L187 101H189V102H191L192 101V103L194 102H196L195 104L193 103V105L195 106V108H196V106H197V110L198 111H200V115H201V122H200V125L198 124V126H200V128H198V130H202V129H204V131H207L206 130V128L208 127L209 128V126H210V128L211 129H208V131L210 130L211 132L209 133L208 132V135H209V137H210V134L212 135L211 136V138H208V135L204 132V131H202V132H204V135L207 137V139H208V143H210V145H211V148H212V146H214L212 149H214L215 151H216V153H217V155L219 154V156L218 157H220V161L223 159V162L225 163L224 165H228V167H230V168H232V169H235V170H233L234 171V173L237 175V177L239 178H241V179H243V180H245V181H243L242 183L240 182V183H238L237 184V186L238 185H240L239 187H237V186H235V187H237V188H239V189H237V188H235L234 187V190H235V192H234V195L235 196H237L236 198V200H238V199H240L241 200V202H244V199L246 200V201H248L251 197V199L253 200L252 202L249 200L248 201V203L247 202H244V204L247 206H245L243 203V207L241 206V204H239L240 206H241V208H240V210H241V213H242V211H244L243 212V214H245V215H247L248 214V210H250L251 208H252V204H254L253 206L255 207V208H257L256 210L258 211V214H259V212H260V215L262 216V218H264L263 216H264V194L263 193H261V192H263L262 190H259L258 188H255V187H253V189L251 188H249V187H252L253 186V182L252 183H250L249 181L251 180V178L253 177L252 175H251V173H250V171H249V169L248 168H246V167H244L241 163H242V161H240L241 160V158L239 157V156H235V158L234 157H232L234 154L232 153V152H230V153H227V151H223L222 149H220L219 150V148H221V142H220V139H219V137H221L220 136V133H219V135H218V132H217V129H216V127H217V124H216V122H214V121H211L210 119L212 118V116H210L211 114L209 113L210 111H209V105L211 104V103H209V98L211 97V98H213V96L215 95L214 93L216 92V95H217V91L218 90H216V85H217V83H218V81H221L220 80V78H218V80H216L217 82H213L215 85L212 87V85H213V83L211 82V80H210V78L207 76V73L205 72H203L202 71V75L204 76H202L201 74H200V72H201V70L199 71V70H197V68H196V71H195V68L193 69V67L195 66L193 63L194 62H191V61H193V59L192 58H194L195 56H193L194 54V52L192 53V50L191 49H189V47L187 46V45H184L183 43H185L184 42V40L182 39V38H178L177 36H181L180 34L178 35L177 33H175ZM4 35V36H3ZM21 35V37L19 38V40H18V38L17 37H19ZM62 35V36H61ZM66 35V36H65ZM164 35V34H163ZM7 36V37H6ZM24 36V37H23ZM42 36H44V37H41ZM51 37V38H49V37ZM9 37V38H8ZM15 37L17 38V39H15ZM23 37V38H22ZM37 37L39 38V40L37 39ZM57 37V38H56ZM133 37V38H132ZM135 37H136V39H135ZM6 38V39H5ZM32 38V39H31ZM43 38H45V41L43 40ZM51 41H53V42H50V40ZM63 38V39H62ZM67 38H68V40H67ZM129 38V39H128ZM175 40H174V39ZM179 40H178V39ZM13 39H15V40H13ZM23 41L22 43H21V40ZM24 39H27V40H24ZM29 39V40H28ZM48 39V40H47ZM55 39V40H54ZM60 40V42L58 43V41ZM62 39V40H61ZM66 39V40H65ZM124 39V40H123ZM126 39V40H125ZM177 39V40H176ZM12 40V41H11ZM31 40V41H30ZM42 40L44 41V42H46L45 44H46V46L44 47V43L42 42ZM48 41V43H49V45H48V43H47V41ZM57 40V41H56ZM129 40V42H126V41H128ZM135 41V43L133 44L131 41ZM149 40V41H148ZM9 41V42H8ZM14 41H16L15 43H13ZM19 41V42H18ZM33 41V42H32ZM54 41H55V44H54ZM69 41V42H68ZM139 41V42H138ZM179 41V42H178ZM29 42V43H28ZM61 42H63L62 44H63V46L61 45ZM66 42V43H65ZM137 42V43H136ZM145 42V43H144ZM178 42V43H177ZM182 44H181V43ZM17 43H19V44H17ZM24 43V44H23ZM41 43V44H40ZM44 45H43V44ZM66 45H65V44ZM67 43H68V45H67ZM129 43V44H128ZM130 43H132V44H130ZM12 44H13V46H12ZM22 44H23V48L22 49H20L21 47H22ZM37 46H40V47H36V45ZM38 44H40V45H38ZM137 44V45H136ZM21 46V47H18V46ZM29 45V46H28ZM41 45H43V46H41ZM60 45V46H59ZM143 45V46H142ZM145 45V46H144ZM162 47H161V46ZM184 45V46H183ZM2 46V47H1ZM29 47V49H28V47ZM30 46L32 47V49H34L35 50V52H34V50H33V52H31L32 51V49L30 48ZM34 46V47H33ZM66 48H65V47ZM25 47H27V48H25ZM155 47V46H154ZM185 47H187L186 49H185ZM216 47H218V42H217V44H216ZM4 48V49H3ZM40 48V49H39ZM65 48V49H64ZM160 48H162V49H160ZM25 49V50H24ZM29 51H28V50ZM38 49V50H37ZM188 49V50H187ZM2 50V51H1ZM24 50V51H23ZM65 50V51H64ZM183 50V51H182ZM189 50L191 51V52H189ZM6 51H8V52H6ZM162 51V52H161ZM5 52V53H4ZM10 52H12V53H10ZM31 52V53H30ZM161 52V53H160ZM3 53V54H2ZM15 53V54H14ZM17 53V54H16ZM30 53V54H29ZM38 53V54H37ZM39 53L40 54H42V55H39ZM7 54V55H6ZM22 54V55H21ZM28 54V55H27ZM188 54V55H187ZM10 55V56H9ZM15 56V58H14V56ZM17 55V56H16ZM27 55V56H26ZM29 55H30V57H29ZM33 55H34V57H33ZM43 55H44V57H43ZM176 55V56H177ZM185 55H187V56H185ZM8 56V57H7ZM169 58H168V57ZM192 56V57H191ZM8 59H10V60H8ZM38 59H37V58ZM43 57V58H42ZM54 57V58H53ZM182 57V58H181ZM11 58H13V59H11ZM32 60H31V59ZM35 58V59H34ZM40 58V59H39ZM164 58V59H163ZM178 58V59H177ZM180 58V59H179ZM4 59V60H3ZM15 59H17V60H15ZM46 59V60H45ZM48 59V60H47ZM76 59V60H75ZM35 60H36V62L37 63H35ZM39 60H40V64L42 65V60L46 63V64H48L49 66H46V64L45 63H43V65L41 66L40 64H39V67H38V62H39ZM80 60V61H79ZM83 60V61H82ZM163 60H164V63L166 64H164L163 63ZM172 60H174V61H172ZM182 60V61H181ZM190 60V61H189ZM8 61H9V63H8ZM15 61V62H14ZM51 61V63H49V62ZM79 61V62H78ZM167 63H166V62ZM169 61V62H168ZM179 61V62H178ZM31 62H33V63H31ZM54 62H56V65H57V67H56V65L54 64ZM75 63L76 62V64L74 65V64H72V63ZM176 62V63H175ZM177 62H178V64H177ZM8 63V64H7ZM12 63H14V65L12 64ZM16 63H17V65H16ZM58 63H59V66H58ZM44 64H45V68H43V66H44ZM63 64H64V66L65 67H62L63 66ZM69 64H70V67H69ZM72 64V65H71ZM77 64H78V66H77ZM80 64V65H79ZM81 64H83V65H81ZM168 64V65H167ZM178 65V66H176V65ZM3 65V66H2ZM6 65V66H5ZM11 67H10V66ZM16 65V66H15ZM37 65V66H36ZM68 65V66H67ZM186 65V66H185ZM18 66V67H17ZM19 66H20V68L22 67V69H20L19 68ZM51 66H53V67H51ZM73 66V67H72ZM75 66V67H74ZM77 66V67H76ZM6 67V68H5ZM13 67V68H12ZM15 67V68H14ZM42 69H41V68ZM46 67H47V69H46ZM51 69H49V68ZM67 67V68H66ZM183 67H185V68H183ZM3 68H5V69H3ZM10 68V69H9ZM13 70H12V69ZM18 68V69H17ZM71 68H73V70H71ZM74 68H77V69H74ZM80 68V69H81ZM127 68V69H126ZM187 68H190L189 70L187 69ZM14 69L16 70V71H14ZM65 69V70H64ZM129 69V70H128ZM180 69V70H179ZM187 69V71H184V70H186ZM193 69V70H192ZM18 70V71H17ZM71 72H70V71ZM123 72H126L127 74H130V72H131V69H130V67L127 65V64H124V67H123ZM2 71H3V73H2ZM10 71L12 72V71H14L15 73L14 74H16V75H19V77H21V79H22V81H24V85H25V88H26V90H34L35 91V88L37 87V90L36 91H38V88L40 89V92H37V94L39 93V97H41L40 98V100L42 101V103H44L45 105L44 106H42L43 104L41 103L40 105H38V107H36V111H38V112H36V111H33V110H27L28 108H24V104L22 103L23 101L22 100H24V95H22V96H20L19 95V93L16 91V90H12L11 88H12V86H13V84H12V79L10 78V74H9V76L7 75L8 73H6V72H9L10 73ZM21 71H23V72H21ZM25 71V72H24ZM38 71V72H37ZM44 71V72H43ZM46 71V72H45ZM48 71V72H47ZM62 71H63V73H65L66 74V72H67V74L69 75V78H68V76H67V74H66V76H65V74H63L62 73ZM68 71H69V73H68ZM188 71H189V73H188ZM19 72H21V73H18ZM41 72V73H40ZM129 72V73H128ZM174 72H176V70L174 71ZM199 72V73H198ZM5 73V74H4ZM23 73H24V75H23ZM184 73L186 74V75H184ZM2 74V75H1ZM41 74V75H40ZM50 74V75H49ZM126 74V75H127ZM132 74V73H131ZM130 74V75H131ZM182 74H183V76H182ZM200 74V75H199ZM204 74H206V75H204ZM5 75H7V76H5ZM197 75V76H196ZM2 76H4V77H2ZM25 76V77H24ZM64 76V77H63ZM74 76L72 77V79L74 78ZM199 76V77H198ZM201 76V77H200ZM206 76V77H205ZM2 77V78H1ZM7 77V78H6ZM11 79H9V78ZM189 77H192V78H190V80H189ZM194 77V78H193ZM197 77V78H196ZM25 78V79H24ZM64 78H65V80H64ZM68 78V79H67ZM199 78V79H198ZM200 78H202V79H200ZM204 78H205V80H206V82H204V83H206V84H203V81H205L204 80ZM208 78V79H207ZM7 79V80H6ZM67 79V80H66ZM71 79V80H72ZM195 80V81H194ZM4 81H5V85H3L4 84ZM63 81H66V83L65 82H63ZM187 81L188 83H189V81H190V83L189 84H192L191 85V87H190V85L189 84H187V83H185V82ZM41 82V83H40ZM183 82H184V86H183V88H182V86H180V84H183ZM192 82V83H191ZM33 83V84H32ZM64 83V84H63ZM201 83V84H200ZM9 84V85H8ZM12 84V85H11ZM123 83H120L119 84V87H124L125 89H127V90H125V89H123V90H125V91H128V89H129V93H131V96H133V97H137V98H143L144 97V95L143 94H141V92H140V90L139 91H135V90H138L137 88H135L134 86H131L132 84H129L128 86H124V84L122 85ZM177 84H178V87H177ZM189 85V87H187L186 85ZM33 85V86H32ZM61 85H62V87H61ZM122 85V86H121ZM196 85V86H195ZM204 85V86H203ZM210 85H211V87H210ZM5 86V87H4ZM10 88H9V87ZM129 86H130V88H129ZM207 86H209V88H207ZM216 86V87H215ZM30 87V88H29ZM33 87V88H32ZM69 87V88H68ZM179 87H181L180 88V90H184L185 92L187 91L188 93H185L183 90L182 91H180V90H178L179 89ZM3 88H4V90H6V91H3L2 92V90H3ZM132 88H133V90L134 91H131L132 90ZM185 88H190V90L188 89H185ZM191 88H193L195 91L193 92L192 90H191ZM204 88V89H203ZM207 89V91H206V89ZM213 88V89H212ZM215 88V89H214ZM122 89V88H121ZM177 89V91H179V92H176L175 90ZM212 89V90H211ZM72 92V91H74V92H70V91ZM208 90H209V92H208ZM214 90V91H213ZM9 91V92H8ZM68 91V92H67ZM204 91H206V94H205V92ZM8 92V93H7ZM12 92H14V93H18V99L15 97V94L14 93H12ZM132 92H134V93H132ZM139 92V93H138ZM174 92H176V93H174ZM195 92H198V93H195ZM214 92V93H213ZM10 93V94H9ZM42 95H41V94ZM179 93V94H178ZM214 95H213V94ZM13 94V95H12ZM181 94H183V95H181ZM184 94H185V96H184ZM188 94V95H187ZM190 94H192V95H194V97H195V95H196V97H195V99H196V101H194L195 99H194V97L193 96H191ZM197 94H198V97H197ZM210 95V97H209V95ZM212 94V95H211ZM25 95H27L26 93H25ZM72 95V96H71ZM135 95V96H134ZM140 96V97H138V96ZM180 95V96H179ZM186 95H187V97H186ZM189 95H190V97H189ZM201 95V96H200ZM205 95V96H204ZM208 95V96H207ZM8 96V97H7ZM12 98H11V97ZM28 96V95H27ZM26 96V97H27ZM43 96V97H42ZM64 96V97H63ZM200 96V97H199ZM208 98H207V97ZM4 97V98H3ZM76 97V98H75ZM2 98V99H1ZM43 98V99H42ZM63 98V99H62ZM66 98H68V99H66ZM70 98V99H69ZM191 98V99H190ZM200 100H199V99ZM215 98V97H214ZM5 101H7V102H5ZM8 99V100H7ZM49 99V100H48ZM66 99V100H65ZM173 99V100H174ZM190 99V100H189ZM193 99V100H192ZM201 99H202V101H201ZM205 99V100H204ZM44 100V101H43ZM49 102H48V101ZM65 100V101H64ZM69 102H68V101ZM199 100V101H198ZM208 101V103H209V105H208V103L206 102V103H203V101L205 102V101ZM16 101V102H15ZM20 101V102H19ZM156 101H157V104L158 103H160V98H158V100H157V98H156ZM17 102H19V103H17ZM64 102H67V103H64ZM178 103H180L179 101H177ZM202 102V103H201ZM9 103V104H8ZM21 103V104H20ZM49 103V104H48ZM64 103V104H63ZM69 103V104H68ZM162 103V102H161ZM160 103V105H162ZM199 103V104H198ZM201 103V104H200ZM23 104V105H22ZM64 106V108H63V106ZM182 105H183V103H181ZM180 104V105H181ZM202 104L204 105V106H202ZM11 105V106H10ZM20 105H21V107H20ZM67 105V106H66ZM200 105V106H199ZM17 106V107H16ZM23 106V107H22ZM42 106V107H41ZM49 106V107H48ZM205 106H208L207 108L205 107ZM3 107H5L4 109H3ZM6 107H8V108H6ZM165 107L168 109V112H170L171 114H173V113H175L174 112V110H170V108L165 104ZM44 108V109H43ZM45 108H47V109H45ZM64 110H63V109ZM202 108V109H201ZM5 109H8V110H5ZM24 111V112H27V113H24L22 110ZM39 109V110H38ZM40 109H42V112L44 111V112H47V115H46V113L44 114V112L42 113L41 112V110ZM207 111H206V110ZM21 110V111H20ZM66 110V111H65ZM263 110H264V107H263ZM3 111H4V113H3ZM21 113H20V112ZM65 111V112H64ZM5 112H9V114L8 113H6L5 114ZM24 114H23V113ZM29 112V113H28ZM66 113L65 115H64V113ZM68 112V113H67ZM173 112V113H172ZM208 114H207V113ZM18 113V114H17ZM30 113H32V116H30ZM37 113V114H36ZM39 113H40V115H39ZM21 114H22V116H24L25 114V116H24V118L21 116ZM33 114H35L34 116H33ZM51 114V115H50ZM62 114V115H61ZM12 117H11V116ZM203 115V116H202ZM22 117V118H20V117ZM38 116H40L39 118H38ZM45 116V117H44ZM62 116V119L60 118ZM65 116V117H64ZM27 117V118H26ZM36 117L38 118V120L39 121H37L36 120ZM47 117V118H46ZM50 117H52V118H50ZM204 117V118H203ZM6 118V119H5ZM17 118V119H16ZM30 120H29V119ZM35 118V121L33 120ZM45 118V119H44ZM50 118V119H49ZM63 118H65V120L63 121ZM67 118V119H66ZM5 119V120H4ZM22 119V120H21ZM23 119H27V121H23ZM54 119V120H53ZM204 119V120H203ZM10 121V123H9V121ZM19 120H21V121H19ZM51 120H53L52 121V123H51ZM62 120V121H61ZM206 120V121H205ZM213 120V119H212ZM3 121V122H2ZM61 121V122H60ZM205 121V123H203L202 124V122H204ZM1 122H2V125H1ZM7 122V123H6ZM20 122H24V123H21V124H19ZM31 122V123H30ZM45 122L47 123V125L45 124ZM50 122V123H49ZM63 122V123H62ZM69 122V121H68ZM187 124H186V123ZM189 122V123H188ZM4 123V124H3ZM9 123V124H8ZM26 123L29 125L30 124V126H32L30 129H28L29 127L26 125ZM32 123H34V124H32ZM38 123H41V125L39 124V125H36V124H38ZM44 123V124H43ZM54 123H55V125L56 126H54ZM185 123V124H184ZM192 123V125H190ZM190 123V121L189 120H186V119H184V120H182L181 122H178V124L180 125V124H184V125H190L192 128L195 126V127H197L196 126V124H195V122H191ZM18 124V125H17ZM23 124V127L21 126L20 127V125H22ZM32 124V125H31ZM64 124V125H63ZM8 125H10V126H8ZM47 126V128H46V126ZM184 125L182 126V125H180L181 127H184ZM203 125V126H202ZM213 125V126H212ZM3 126V127H2ZM7 126V127H6ZM17 126V127H16ZM25 126V127H24ZM26 126H27V128H26ZM33 126H34V129H35V127H37L36 129V131L33 129ZM42 127L40 130H42L43 131V129L45 130V132H47L46 130H48V132L46 133V134H48V135H51V137L53 136V138L55 139V146H56V148L57 149H59L58 150V156L60 157H58V156H54V157H52L51 156V154L49 153V152H45L47 155H49V156H47L45 153L43 154L42 153V156L44 155L46 158H44V156H43V158L42 157H40L39 156V158L37 157L38 155H41V154H38L37 155V152H36V150L34 149V148H32V145H33V147H35L34 145V143H36V138H37V133H38V129L40 128V127ZM53 126V127H52ZM59 127V131L60 132H58V128H56V127ZM206 128H205V127ZM212 126V127H211ZM9 127V128H8ZM10 127H11V129H10ZM39 127V128H38ZM66 127V128H65ZM194 127V128H195ZM28 129V130H26V129ZM64 128V129H63ZM184 128H189L190 129V127L188 126V127H184ZM191 128V129H192ZM25 129V130H24ZM33 129V130H32ZM2 130H4V131H2ZM8 130H10V131H8ZM64 130V131H63ZM66 130V131H65ZM216 130V131H215ZM29 132L30 131V133H24V134H22L23 132ZM35 131V132H34ZM52 133H51V132ZM54 131V132H53ZM249 131V130H248ZM7 132H10V133H7ZM14 132H16V135H11L12 133H14ZM35 134V135H33V133ZM37 132V133H36ZM56 132H58V133H56ZM201 132V133H202ZM3 133V134H2ZM54 133H56L57 135L55 136V134ZM215 133V134H214ZM5 134H7V135H5ZM15 134V133H14ZM30 134V135H29ZM67 134V135H66ZM4 135V136H3ZM22 135H25V136H23L22 137ZM28 135V136H27ZM33 135V136H32ZM60 135V136H59ZM67 136V138H66V136ZM16 136V137H15ZM26 136H27V139H25L26 138ZM36 138H35V137ZM129 136H130V134H129ZM205 136H204V138H205ZM2 137V138H1ZM61 137V138H60ZM10 138H13L12 140L10 139ZM15 138H18L17 140L18 141H16V140H14ZM29 138H33V139H35V140H32V139H30L29 140ZM58 138H60V139H58ZM66 138V139H65ZM5 139H6V141H5ZM210 139V140H209ZM212 139V140H211ZM22 140V141H21ZM69 140V141H68ZM143 140H145L146 142H144ZM11 141V142H10ZM31 141H33L32 143H31ZM66 141H67V145L68 146H71V148H70V150H67V149H69V147L66 145ZM213 141V142H212ZM14 142H15V145H14ZM30 143V145H29V143ZM70 142V143H69ZM80 142V141H79ZM82 142H83V140H82ZM140 142H142L143 143V145H142V143L140 144ZM140 142H138L136 145V150L138 151V153L140 152V157H141V159L142 160H144V161H142V162H144L145 164H148V165H145L144 163H143V166H144V168H145V171H150V172H148V173H152V174H157V175H159L158 177L159 178H156L157 180H158V182H159V184H161V181H164V182H162L163 184L161 185L162 186V188H161V186L159 187V189L160 190H162V191H160V193L161 194H163V195H161V197H162V200H161V203L162 204H164L165 202V200L167 201L168 200V202L167 203H165L164 205H168V203L170 204L169 206H172V202H173V207H175V206H177L178 207V211L179 212H181V211H183L182 213H180L181 214V216L183 215L184 216V218L186 217V221H185V219L183 218V216L181 217V218H183L184 220H182V221H185V222H182L181 221V223H183V224H181L180 222H176L175 221V223L173 222V221H166L164 218H162L163 217V215H162V213H161V209H160V206H158V205H155V204H149V203H146L147 205H144V204H138V206H136L135 208L137 209V210H141V212H143L146 216H148V217H151V218H153L154 220L156 219V217H157V219L155 220V221H157V224L158 225H163L162 224V222L163 221H166V222H163L165 225H163V226H159V233H160V235L163 233H172V234H174L175 232L176 233H178V235L176 234H174L175 236H177V238L181 241H179V243L177 242L175 245H179V247H178V245L177 246H175L176 247V251H177V253L178 254H180V253H182L181 254V256H183V258L186 256V254H187V256H188V252L190 251V252H192V254L193 255H197V257L199 258V257H201V258H199V260H200V262H197V261H199L198 259H196L197 257H193L192 255H189V256H191L190 258H192V260H189L190 258H187V260H188V262H191V261H193L194 259H196V261H193L194 262V264L196 263V264H201V262H202V264H204V259H206L207 257V259L209 260H207L209 263H211V258L212 259H214V260H221V261H219V262H221V264H222V260H223V264H226V262H224L226 259L227 260H229V259H231V261L229 260V261H227L228 263L227 264H230V262L232 263V261H233V263L232 264H248V263H250V264H255V262H256V264H258V260H256V259H253V258H251V259H246V258H241V256L239 257L238 255H235V256H237V258L235 257L234 258V255L232 256V253H230V252H227V251H225L224 250V248H223V251H222V247L221 246H219L213 239H211L212 237V234H211V232L209 233V232H204L203 233V231H204V229H202V228H200V226H198V224H196L198 221H196V220H198V218H200V217H198V214L197 215H193V214H196V213H193V212H191L190 210H185V208H183V206L182 205H180L179 203H177V200H176V197H175V194H174V192L171 190V181L169 182V180H168V176H167V178H166V174L165 173H161V171L162 172H164L163 171V169H161L160 167V165L158 164V162H159V156L158 157H156L159 153L158 152H156L155 150H154V148H152V146L149 144V142L144 138V139H142ZM148 142V143H147ZM211 142H212V144H211ZM10 143V144H9ZM17 143V144H16ZM26 143V144H25ZM28 143V144H27ZM61 143V144H60ZM73 143V142H72ZM6 144H8L7 146H6ZM22 144H25V147H23L24 145H22ZM85 145H86V142L84 143ZM83 144V145H84ZM146 145V148L144 147L145 145ZM255 144H257V143H255ZM18 145V146H17ZM22 145V146H21ZM26 145H28V146H26ZM59 145H62L61 147H59ZM84 145V146H85ZM140 145V146H139ZM142 145V146H141ZM221 145V146H220ZM6 146V147H5ZM9 146V148L7 149V147ZM14 146V147H13ZM23 147V148H27L28 150H29V152H26L27 150H23V152H22V149L23 148H21L20 149V147ZM219 146V147H218ZM258 146V145H257ZM68 147V148H67ZM140 147H142V148H140ZM143 147H144V149H143ZM147 147H151L149 150L150 151H148V149H147ZM218 147V148H217ZM223 147V146H222ZM255 146L253 145V148H254ZM1 148H3V149H1ZM11 148V150L9 151V149ZM60 148H61V150H60ZM5 149V150H4ZM31 149V150H30ZM32 149H34V150H32ZM64 149V150H63ZM255 149V148H254ZM1 150H2V152H1ZM8 150V151H7ZM92 150V151H91ZM97 150H98V152H97ZM101 150V151H100ZM145 150V151H144ZM147 150V151H146ZM154 150V151H153ZM223 152H222V151ZM19 151H20V153H19ZM70 152V153H68V152ZM89 151H91V152H93V154L91 153V152H89ZM153 151V152H152ZM13 152H15L16 154L14 155L13 154ZM24 152H26V153H24ZM32 152V153H31ZM95 152V153H94ZM146 152V153H145ZM149 152V153H148ZM156 152V153H155ZM18 153V154H17ZM30 153V154H29ZM49 153V154H48ZM61 153H62V155H61ZM67 153H68V155L70 156V158H69V156L67 155ZM90 153V154H89ZM155 153V154H154ZM158 153V154H157ZM253 154L255 153L254 151L252 152ZM251 153V154H252ZM22 154H24V155H22ZM30 156H29V155ZM61 156H60V155ZM64 154V155H63ZM92 154V155H91ZM99 154V155H98ZM145 155L144 156V158H143V155ZM222 154V155H221ZM253 154H252V156H253ZM2 155V156H1ZM32 155H36L35 157L36 158H33L32 157ZM67 156V158H66V156ZM98 155V156H97ZM151 155V156H150ZM156 155V156H155ZM228 155V156H227ZM231 155V156H230ZM17 156H18V158H17ZM20 156H22L21 157V159H20ZM28 156V157H27ZM94 156V157H93ZM96 156V157H95ZM147 156V157H146ZM155 156V157H154ZM223 156V157H222ZM252 156H250V157H252ZM49 157V158H48ZM50 157H52V158H50ZM63 157V158H62ZM153 157V158H152ZM222 157V158H221ZM237 157V158H236ZM24 158V159H23ZM32 158V159H31ZM42 158V159H41ZM59 161V163H58V161L56 160V159ZM61 158H62V161H61ZM96 160H95V159ZM148 158V159H147ZM155 158V159H154ZM226 158V159H225ZM239 158H240V160H239ZM11 159V160H10ZM56 160V162H55V160ZM64 159V160H63ZM69 159V160H68ZM88 159V158H87ZM91 159V160H90ZM147 159V160H146ZM149 159H151L152 161L150 162L149 161ZM235 161H234V160ZM17 160V161H16ZM45 160V161H44ZM47 160H49V161H47ZM54 160V161H53ZM145 160L147 161V163L145 162ZM156 160V161H155ZM2 161V162H1ZM6 161H8V162H6ZM10 161H11V163H10ZM14 161V162H13ZM42 161V162H41ZM53 161V163H51ZM6 162V163H5ZM16 162V164H17V167H14L13 165H15L16 166V164H14ZM41 163V165H40V163ZM92 162V163H91ZM97 162H98V164H97ZM154 162V163H153ZM222 162V161H221ZM223 162H222V164H223ZM229 162V164H231V165H229V164H227ZM241 162V163H240ZM13 163V164H12ZM19 163H20V165H19ZM34 163V164H33ZM39 163V164H38ZM47 164V166L45 165V164ZM50 163V164H49ZM60 163L62 164L61 166H66V167H68V168H66V167H60ZM88 163H87V165H88ZM12 164V166L13 167H11L10 165ZM24 164V165H23ZM44 164V165H43ZM74 164V165H73ZM154 166H153V165ZM155 164H157V165H159V167L157 166V165H155ZM19 165V166H18ZM37 165V166H36ZM40 165V166H39ZM95 165V166H94ZM150 165H151V167L152 168H150ZM20 166H23L22 168L20 167ZM157 166V167H156ZM23 170H21L20 168ZM29 167H31V168H29ZM34 169H33V168ZM60 167V168H59ZM90 167V168H89ZM92 167H93V169H92ZM153 167L155 168L156 167V169L155 170H158V171H155L154 169H153ZM234 167V168H233ZM239 167V168H238ZM3 168H5V169H8V170H5V169H3ZM12 169V170H10V169ZM65 170H64V169ZM80 168V169H79ZM159 168V169H158ZM237 168V169H236ZM246 168V169H245ZM26 169V170H25ZM27 169H29V170H27ZM32 169V170H31ZM67 169H69V170H67ZM83 169V170H82ZM87 170V169H89L88 171H85V170ZM147 169H150V170H147ZM246 171H245V170ZM10 170V171H9ZM17 170V171H16ZM71 170H73L72 172H71ZM135 171V173H136V168L134 169ZM240 172H239V171ZM243 170V171H242ZM248 170V171H247ZM12 171V172H11ZM16 171V172H18V173H14V172ZM20 171V172H19ZM25 171V172H24ZM26 171H28V172H26ZM32 171V172H31ZM85 172V174H83L84 172ZM95 171V172H94ZM151 171H155L154 173L153 172H151ZM160 171V172H159ZM235 171H237V172H235ZM4 172V173H3ZM6 172V173H5ZM11 172V173H10ZM24 172V173H23ZM32 174H31V173ZM81 172V173H80ZM88 172V173H87ZM90 172V173H89ZM8 173H9V175H8ZM12 173H13V178H12ZM21 173H23L22 175H20ZM26 173H27V175L30 177L29 179L31 180L32 179V176H34L33 177V179L34 178H36L35 180H28V176L26 175ZM28 173H30V174H28ZM56 175H55V174ZM250 173V174H249ZM18 174V177H17V180H20V181H22V179H23V181H22V183L20 182V181H18V183H17V180H13L14 178H16L15 176ZM26 176H25V175ZM36 174V175H35ZM78 174V175H77ZM4 175V176H3ZM21 177H20V176ZM24 175V176H23ZM31 175V176H30ZM52 175V176H51ZM157 175H153L154 177H157ZM165 177H164V176ZM249 175V176H248ZM3 176V178H1ZM8 176V177H7ZM11 176V177H10ZM22 176H23V178H22ZM72 176H74V175H72ZM94 176H95V179H94ZM248 176V177H247ZM9 177H10V179H9ZM25 177V178H24ZM37 177H38V179H37ZM41 177V178H40ZM89 177V178H88ZM245 177H247V178H245ZM249 177H250V179H249ZM4 178H7V180H8V182H6L7 180H5V183H4ZM44 178V179H43ZM52 178V179H51ZM55 178V179H54ZM161 178V181H159V179ZM164 178V179H163ZM11 179L16 183V184H14L12 181H11ZM89 179H91L90 181H89ZM163 179V180H162ZM39 180V181H40ZM249 180V181H248ZM25 181V182H24ZM54 181H56V183H54ZM13 184H12V183ZM23 182L25 183V184H23ZM27 182H29V183H27ZM34 182V183H35ZM169 183V185H167L168 183ZM249 182V183H248ZM11 183V184H10ZM33 183V182H32ZM51 184V186H50V184ZM54 183V184H53ZM164 183H166L165 184V186H164ZM249 185H248V184ZM19 184V185H18ZM27 184V185H26ZM243 184V185H242ZM247 184V185H246ZM12 185V186H11ZM15 185V186H14ZM18 186V188H17V186ZM30 185H31V183H30ZM29 185V186H30ZM48 185V186H47ZM22 186V187H21ZM47 186V187H46ZM163 186H164V188H163ZM170 187V189H169V187ZM248 186V187H247ZM21 187V188H20ZM4 188V189H3ZM20 188V189H19ZM248 189V190H245V189ZM2 189V190H1ZM14 189V190H13ZM15 189L16 190H18V191H15ZM256 190V192H255V190ZM6 191V193H5V191ZM172 192H171V191ZM243 190V191H242ZM245 190V191H244ZM250 190V191H249ZM252 190V191H251ZM254 190V191H253ZM259 190V191H258ZM12 193H11V192ZM14 191L15 192H17V193H14ZM101 192V195H102V193H103V195H102V197L104 198V200H106L107 198H105V197H108V199L109 198H111V197H116V196H114L113 195V192L111 193V191H109L108 189H101L100 190ZM103 191V192H102ZM247 191H249L248 193H246ZM261 191V192H260ZM9 192H10V194H9ZM108 192V193H107ZM166 192H168V193H166ZM242 192V193H241ZM243 192H244V194H243ZM13 193L17 196V197H15V196H13ZM106 195H105V194ZM111 193V194H110ZM246 193V194H245ZM5 194H8L9 195V197L7 196V195H5ZM167 194V195H166ZM171 194H172V196H171ZM239 194V195H238ZM252 194V195H251ZM253 194H255V195H253ZM12 197H11V196ZM108 195V196H107ZM111 195H113V196H111ZM174 195V196H173ZM245 195V197L246 198H243L242 196H244ZM241 196V197H240ZM4 197V198H3ZM6 197V198H5ZM7 197L9 198V199H7ZM239 197V198H238ZM248 197V198H247ZM256 197V198H255ZM10 198H13V199H11L12 200V203H11V201H10ZM117 198V197H116ZM256 200H255V199ZM7 199V200H6ZM119 199V200H118ZM118 199H117V201H118V203L120 202H122L121 204L119 203V208L121 207L124 211H126V213H128V211H129V214L131 215V216H129V214H128V217L131 219V220H133L132 218V213H134V211H135V208H134V210H133V207L131 206V204L130 205H127V204H129L130 202L129 201H125V200H128V199H126V198H123V197H118ZM120 199H121V201H120ZM234 199H235V197H234ZM248 199V200H247ZM258 200V204L256 203H254V202H256ZM260 200V201H259ZM7 201V202H6ZM13 201H15L14 202V204H13ZM163 201V202H162ZM123 202H125V203H123ZM127 202H129V203H127ZM240 202V203H241ZM250 203V204H249ZM261 203V204H260ZM5 205V208H3V206ZM10 204V205H9ZM177 204V205H176ZM247 204H249V205H247ZM9 207H8V206ZM121 205V206H120ZM148 205H150V206H148ZM239 205H238V207H236V208H231L230 209V211L232 210V211H235V214H236V212L238 213V212H240L239 211ZM6 206H7V208H10L9 210L11 211V209L12 210H14V211H9L8 209L6 210ZM13 206V207H12ZM124 206V207H123ZM132 208H131V207ZM250 206V207H249ZM102 207H104V208H102ZM126 207H127V209H126ZM139 207V208H138ZM143 207V208H142ZM144 207H146V208H144ZM149 207V208H148ZM155 207H158V208H155ZM176 207V208H177ZM180 207H182L181 209H180ZM259 207H262V209L261 208H259ZM1 208H3L2 210H1ZM98 208H100V209H98ZM97 209L98 210H100L101 211V209H102V211L103 210H105V208H106V212H108L109 213V216L110 217H112V218H116L117 217V212L119 211V208H118V211L116 210L117 208L116 207H109V208H107L105 205H100L99 207H98ZM114 210L115 208V210L117 211V212H115V211H113L112 209ZM128 208H129V210H128ZM238 208V209H237ZM108 209H109V211H108ZM126 209V210H125ZM142 209H143V211H142ZM153 210V211H148V210ZM180 209V210H179ZM235 209V210H234ZM260 209V210H259ZM111 210V211H110ZM128 210V211H127ZM139 210V211H140ZM159 210V212H157ZM6 211H9L8 213L6 212ZM133 211V212H132ZM146 213H145V212ZM186 211L187 212H190V216L188 215V213H186ZM232 211L230 212L231 214V216L234 214V212H233V214H232ZM5 212V213H4ZM111 212H113V214L111 213ZM149 213V215H148V213ZM107 213V214H108ZM156 213V214H155ZM160 213V214H159ZM185 213V214H184ZM247 213V214H246ZM9 216L10 215V219L9 218H6L7 216ZM11 214H12V216L14 217V218H12V216H11ZM117 214V215H116ZM150 214H151V216H150ZM157 214H159V216L157 215ZM234 214V215H235ZM263 214V215H262ZM5 215V216H4ZM114 215H116V216H114ZM152 215L154 216V217H152ZM161 215H162V217H161ZM232 216L231 218L232 219H234V217L235 216ZM133 216H134V214H133ZM6 218V219H4V218ZM15 217H16V219H18V220H15ZM159 217H161V218H159ZM192 217H194V218H192ZM196 217V218H195ZM247 217H248V215H247ZM250 220H252V221H249V219H248V223L249 222H253V219L252 218H250V217H248ZM14 219V220H13ZM190 219V220H189ZM193 219L195 220V222L193 223ZM263 221H264V219H262ZM8 221V222H7ZM12 221V222H11ZM14 221H15V224L17 225H13L14 224ZM17 221V222H16ZM113 221V220H107L106 221V224H105V227H109L110 226V224L109 223H111V222ZM159 221V222H158ZM190 221V222H189ZM108 222V223H107ZM169 222V223H168ZM172 222V223H171ZM187 222H189V223H187ZM256 222V221H255ZM255 222H253V224L251 225V224H249L248 225V223L247 224H242V226L243 225H247V227L248 228H246V226H243V229L244 230H242V228H236L237 226H239L240 224H238L239 222H237V224H235V229H234V231L238 234V232L240 233L241 231L242 232H252L253 231V233L254 234H256L255 232L257 231V235H254L253 233H251V236L253 235V237L254 236H259L258 235V227L259 228H261L260 229V231L262 232V230L264 229V223H263V225H262V227H260V224H259V226L257 225L258 224V222H256V224H254ZM9 223H11V224H9ZM246 223V222H245ZM2 224V225H1ZM25 225V226H22V225ZM180 225V226H178V225ZM188 224H189V226H188ZM4 225V226H3ZM13 225V226H12ZM170 225V226H169ZM182 225H183V227H182ZM237 225V226H236ZM253 225L256 227V225L258 226V227H256L257 229L255 230V232H254V229H253ZM2 226V227H1ZM166 226H169V227H167L166 228ZM186 226V227H185ZM198 226V227H197ZM224 226V225H223ZM241 226V225H240ZM239 226V227H240ZM23 227H24V230H23ZM163 227H164V229H163ZM172 227V228H171ZM176 228V229H174V228ZM182 227V228H181ZM225 227V226H224ZM245 227V228H244ZM8 228H9V230H8ZM12 228V229H11ZM186 228V229H185ZM191 228V229H190ZM217 228H221V231H219L220 229H218L217 230ZM215 230V232H219V234H223V233H226L225 231H227L228 232V230H226V228H229V227H225L223 230H222V226L220 225V226H218ZM251 228V229H250ZM263 228V229H262ZM4 229V230H3ZM7 229V230H6ZM27 229V230H26ZM30 229V230H29ZM163 229V230H162ZM169 230V232L167 231V230ZM182 229H185V230H188V231H190V233L189 232H187L186 231V233H185V230H183L182 231ZM190 229V230H189ZM202 229V230H201ZM236 229H238V231H236ZM250 229V230H249ZM13 230V231H12ZM17 230V231H16ZM21 230V231H20ZM162 230V231H161ZM170 230H173V231H170ZM174 230H177V231H174ZM180 230V231H179ZM247 230V231H246ZM249 230V231H248ZM29 231H30V235H32L31 233L33 232L34 234V237H32V236H30L29 235ZM161 231V232H160ZM165 231V232H164ZM167 231V232H166ZM233 231V230H232ZM2 232V233H1ZM4 232H5V234H4ZM11 232H12V234H11ZM13 232H15V233H13ZM16 232H17V234H16ZM18 232H20L19 234H18ZM23 232V233H22ZM25 232V233H24ZM54 232V231H53ZM180 232H182V233H180ZM221 232V233H220ZM229 232H231V229H230V231ZM241 232V233H242ZM263 232H264V230H263ZM8 233V234H7ZM22 233V234H21ZM170 233V234H171ZM208 233L211 235V236H209L208 235ZM9 235V238H7L8 236L7 235ZM24 234H25V236H24ZM182 234V235H181ZM185 234V235H184ZM207 234V235H206ZM260 234V233H259ZM264 233H262L260 236H259V239L260 238H262L261 240H260V242L259 241H257L258 239H256V238H258V237H256L255 239H256V243L258 242L259 243V245H261L262 246V248L264 249V243H261V242H263L264 240V236H262ZM3 235H5L4 236V238H1V236L3 237ZM18 235H19V237H18ZM20 235H23L24 237H20ZM165 235H167V234H164V236ZM187 235V236H186ZM215 235V234H214ZM250 235V234H249ZM30 237V238H27V237ZM163 236V235H162ZM184 238H183V237ZM187 238H186V237ZM197 236V237H196ZM209 236V237H208ZM217 236V235H216ZM194 239V240H197L200 244H198L197 243V241L196 242H194V240L192 239V238ZM27 238V239H26ZM183 238V239H182ZM191 238V239H190ZM202 238V239H201ZM3 239V240H2ZM8 239V240H7ZM185 240V239H187V240H191V245H188V244H190V243H188L189 241H187L186 240V242L188 243H185V241H182V240ZM6 240V241H5ZM25 240L27 241V242H25ZM30 242H29V241ZM33 240V242H34V240H35V243H31V241ZM3 241V242H2ZM55 241V240H54ZM53 241V243H56V244H54V245H56V246H54V245H52L51 244V247L53 246V250H56V251H54L55 253H57L56 254V261H53V264H57L56 262H57V260L58 259H60V260H58V264H79L80 262V264H82V260H83V263L84 264H90V262H92L93 260L95 261L96 260V258L95 257H93L94 259H92V257H90V256H88V254L86 255V254H82V253H84V252H81V251H79V254H80V252H81V254L79 255H77L76 256V258H73L74 256H72V258H73V260L72 259H70L69 257V259L70 260H68V258L67 259H65L64 260V258H61V257H59V253H60V251L58 250V242L57 241H55L54 242ZM194 242V244H192L193 242ZM10 242V243H9ZM21 242H23V243H21ZM25 242V243H24ZM212 242V243H211ZM215 244H214V243ZM195 243H197L198 245H200L199 247L200 248H202L203 246H202V243L204 244V243H206V244H204L205 245V247H203V248H205V249H208L207 251L209 252V255L207 254V256L205 257V256H201V254L199 253V251L197 250V248H198V245L196 244L195 245ZM181 244H183V245H181ZM187 244V245H186ZM213 244L215 245V246H217L218 247V249H216L217 247H215V246H213ZM263 244V245H262ZM27 245V246H26ZM32 245H33V247H32ZM182 247H181V246ZM194 245L196 246V247H194ZM212 246V248H211V246ZM37 246V247H36ZM43 246V247H42ZM183 246H187V247H185V248H188V252H185V251H183L184 249V247ZM192 246V247H191ZM209 246V247H208ZM34 247L35 248H37L36 250L34 249ZM39 247V248H38ZM177 247H178V249L179 250H177ZM180 247H181V249H180ZM207 247V248H206ZM34 250V251H32V249ZM41 248H43V249H41ZM59 248H60V245H59ZM221 248V249H220ZM31 249V250H30ZM190 249H192V251L190 250ZM199 249V248H198ZM211 249V250H210ZM215 249V250H214ZM31 251V253H32V255H30L31 253H29L30 251ZM43 252H41V251ZM58 250V251H57ZM182 252H181V251ZM187 250V249H186ZM193 250H194V252H193ZM178 251H180V252H178ZM197 253H196V252ZM214 251H217V253L216 252H214ZM218 251H219V253H218ZM225 251V252H224ZM33 252H35V253H33ZM41 254H40V253ZM189 252V254H191ZM213 252H214V254H213ZM28 255H30V256H28ZM199 253V254H198ZM2 254H4V253H2ZM19 254V255H20ZM38 254H40L39 255V261H38ZM183 254H185V256L183 255ZM218 254H219V256H218ZM223 254V255H222ZM226 254H227V256H226ZM16 255H18V254H16ZM27 255V256H26ZM34 255V256H33ZM36 255V256H35ZM212 256L211 258H209V256ZM215 255H217V257L215 258L214 256ZM232 257H231V256ZM40 256H41V258H42V260H41V258H40ZM80 256V257H79ZM85 256H88L87 257V259H89L90 260V258H91V261L89 262V260H86L85 259ZM186 256V257H187ZM188 256V257H189ZM220 256H221V258H220ZM225 256V257H224ZM3 257V256H2ZM82 257H84V259L82 258ZM202 257H204V258H202ZM224 257V258H223ZM182 258V259H183ZM194 258V259H193ZM16 260V262H17V264L19 263V264H23V263H25V261H24V259H22V256H20V259L22 260H20L19 259V256H16V258H15ZM18 259V260H17ZM31 259V258H30ZM75 259V260H74ZM80 259V260H79ZM186 259V258H185ZM184 259V260H185ZM241 259L243 260L242 262H241ZM64 260V262H62ZM72 260V261H71ZM78 260V261H77ZM206 260H205V263H207L206 262ZM1 261H2V259H1V257H0V263H1ZM21 261V262H20ZM24 261V262H23ZM61 261V262H60ZM238 261V262H237ZM45 262V263H44ZM48 262V263H47ZM66 262V263H65ZM86 262V263H85ZM192 262V263H193ZM235 262V263H234ZM237 262V263H236ZM191 263V264H192ZM209 263H207V264H209ZM91 264H98V263H94V262H92ZM183 264V263H182Z\"/></svg>",
	"mask_w": 264,
	"mask_h": 264
}]
</instances>
